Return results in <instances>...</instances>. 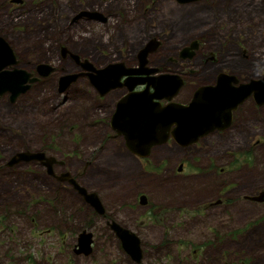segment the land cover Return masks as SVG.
Here are the masks:
<instances>
[{
  "label": "rangeland",
  "instance_id": "obj_1",
  "mask_svg": "<svg viewBox=\"0 0 264 264\" xmlns=\"http://www.w3.org/2000/svg\"><path fill=\"white\" fill-rule=\"evenodd\" d=\"M73 7L110 16L72 23ZM0 35L18 52V67L38 77L16 101L0 96V264H122L110 216L140 235L145 261L160 246L156 264H264V203L247 198L264 189V105L245 103L234 128L189 151L169 142L139 158L121 139L105 137L119 93L99 99L81 66L59 52L65 43L95 68L133 66L156 37L161 46L148 51L150 66L193 72L175 97L187 102L219 71L245 80L264 73V0H0ZM192 39L202 43L199 54L177 57ZM48 61L53 73L36 72ZM69 74L77 81L60 92L58 81ZM24 151L53 157V175L34 159L8 165ZM64 170L98 195L106 217L56 178ZM140 194L150 207L135 201ZM83 229L94 236L92 259L72 252Z\"/></svg>",
  "mask_w": 264,
  "mask_h": 264
},
{
  "label": "water",
  "instance_id": "obj_2",
  "mask_svg": "<svg viewBox=\"0 0 264 264\" xmlns=\"http://www.w3.org/2000/svg\"><path fill=\"white\" fill-rule=\"evenodd\" d=\"M177 1L179 3H187L193 0ZM92 11L95 10L87 12L89 13ZM99 13L100 12L95 11L90 14L96 17L101 14ZM150 40H152L150 42L151 47L148 46V44L144 45V47L140 48L136 54L139 66L144 65L146 62L144 58L146 57L148 51L154 49L158 44V41L154 39ZM194 42L195 40H193L191 45H193ZM62 53L64 54L63 51ZM72 57L81 65L83 69L88 71L87 73L78 74H87L90 83H92L96 88H99L101 94L110 88L121 86L122 84L118 83V81L123 75L140 72L139 67L129 68L122 62H110L106 64L104 68H95L92 63L87 61V59L80 61V57L78 55H72ZM15 61L16 60L13 55L6 61L4 66H8L10 63H14ZM51 69V66L45 65L44 63H40L36 67V70H38V72L42 75L49 73ZM147 70L149 72L154 71L152 69ZM12 71L15 72V69ZM8 73L9 75L1 76V80H11L15 78V76L11 75V72ZM19 74H21L20 71ZM22 75L26 76L22 77L24 81L29 77V74L26 72ZM77 77V74L61 76L59 79V91L61 92L65 86L75 81ZM127 78L129 79V77ZM150 79L151 80L147 82L148 84L146 85V90H148L147 88L151 86L154 92H131L125 96L123 100L117 103V112H120L119 128L124 130L128 140L125 145L131 152L140 157L148 156L149 149L152 145L164 142L168 136L167 129L172 125L174 126L172 129V136L179 142L180 145H189L196 143L200 136L214 130L227 128L231 123L232 111L236 109L237 106L250 94L253 96L256 104H264V75L259 79H251L249 82L239 85V87H234L230 84L231 81H236L233 75L218 73L216 83L214 85L199 86L188 104L169 102L164 106H159L153 101V99L155 98L160 100L164 98L166 100H171L182 86V79L176 74H161L151 77ZM129 87L132 88L134 86L131 84ZM22 88L24 89L26 87L21 86L20 91L23 90ZM14 96L15 95H12V98ZM141 112L142 114L143 112L147 113L146 115H140ZM127 113L129 114V118L124 119L127 116ZM150 137H156L157 141L150 140L146 142V138L149 139ZM32 159L47 166L48 174H53L54 158H47L44 153L40 152H18L12 156L8 165L11 166L19 161H30ZM181 168L182 167L179 166L178 171H180ZM56 178L62 181H67L86 201L94 206L95 209L98 211L102 210L101 201L98 195L93 191H88L86 188L77 183L76 180L70 176L69 172L60 173L59 175H56ZM145 198L146 197L142 195L140 197V202L144 203L146 200ZM247 198L258 202H264V189L255 195L248 196ZM118 232H120L119 234L122 233L129 235V238L135 241L128 231L119 229ZM83 236L79 238V240H81L80 245L83 251L87 253L90 240L88 235ZM134 247L137 249L136 245L134 246L132 244H128L127 250L135 255L136 250ZM138 257L139 252L136 254L137 260Z\"/></svg>",
  "mask_w": 264,
  "mask_h": 264
},
{
  "label": "flooded vegetation",
  "instance_id": "obj_3",
  "mask_svg": "<svg viewBox=\"0 0 264 264\" xmlns=\"http://www.w3.org/2000/svg\"><path fill=\"white\" fill-rule=\"evenodd\" d=\"M13 1V0H12ZM18 3L20 4L21 3V0L20 1H18ZM72 6V5H71ZM70 6V7H71ZM72 13H74V15H73V17H72V19H71V22L73 23H75V22H78L79 20H81L82 18L81 17H83L82 16V13H84V12H86L87 10L89 11V10H96V9H87V8H83V9H81V10H78V9H76L75 7H73L72 9ZM98 11V10H97ZM44 12V11H43ZM42 12V13H43ZM92 12H95V11H92ZM103 16V18H105L104 20L102 19V21H99V22H102V23H105L106 22V20L109 18V14H107V15H105V13L104 12H101V11H99ZM86 16H85V18L84 19H86V17L88 16V15H90V14H88V13H84ZM45 16H50V14H46L45 13ZM80 18V19H79ZM95 20V19H94ZM49 25V23H47V26ZM1 36V35H0ZM3 37V36H2ZM6 37V36H5ZM4 37V38H5ZM151 39H154V40H156V41H158V44H157V46L154 48L155 50H157L160 46H161V42H159V39H157L156 37H152ZM6 41H7V43L9 44V46H10V48L12 49V51H13V53H14V57H15V62L14 63H10L8 66L6 65L4 68H1L0 69V75L1 74H5L6 72L8 73V72H11V73H13V71L12 70H14L15 69V74L17 75L16 77H18V81H19V83H21V86H27L28 87V89H29V87H30V85H31V83L32 82H36L37 80H38V77L35 75L36 73H34V71H32V70H23L22 68H19L18 67V60H17V51H16V49H15V47H14V45L10 42V40H7V39H5ZM193 40H195V42H194V46L193 45H191V43L193 42ZM152 40H150L149 39V41L148 42H146L144 45H147L148 44V46H150L151 45V42ZM144 45H143V47H144ZM69 47L70 46H68L67 44H65V43H63V45H59V52L61 53V56H62V58H65V57H67V56H69V57H71V58H73L72 57V55H78V53H76V52H73L71 49H69ZM151 47V46H150ZM185 48V49H184ZM184 48H182L181 50H179L178 51V53H177V57H179L180 59H183V58H187V59H193L195 56H197L198 54H199V52H200V49L202 48V43H201V41L200 40H198V39H192L190 42H189V44L187 45V46H185ZM152 49V48H151ZM62 51L64 52V54L62 53ZM154 51V50H153ZM151 52V51H150ZM149 52V53H150ZM181 52H182V54H181ZM149 53H147V55H146V57L144 58L145 60H146V62L144 63V65L143 66H139V62H138V57H137V55H136V64L135 65H133V66H129V65H127L125 62H123L122 61V63L123 64H125V66L126 67H132V68H138L139 67V69H140V72H138V73H132V74H129V75H123L120 79H119V81H118V83H120V84H122L121 86H118V87H115V88H110V89H108V90H106L105 92H103V94H101V91L99 90V88H96L94 85V90H95V94H97L98 95V97H99V99H101L102 97H106L107 95H109V94H111V93H113V92H118L119 94H117V97L113 100L114 101V104H113V108H112V110H111V112L109 113V122L106 124L107 125V128L109 129L108 130V132H107V134L105 135V137L106 138H109V141H117V140H119V139H121V141H122V143L123 144H125V143H127V135L124 133V130L122 129H120L119 128V125H120V120H119V113L117 112V103L118 102H120L121 100H123V98L125 97V96H127L128 94H130L131 92H133V93H137V92H140V91H148L149 93H152V92H154V90H153V88L151 87V86H149L147 89L148 90H146V85L148 84L147 82H149L151 79V77H155V76H158V75H161V74H176V75H178L181 79H182V81H183V84H182V86L180 87V89H179V91L187 84V78H186V74L187 73H193V72H191V70L189 71V69L188 68H186V67H183L181 70H179V71H172V72H162V70L160 69V68H158L157 66H150V62H149V60H148V54ZM79 56V55H78ZM80 57V60H84V58H82L81 56H79ZM211 58H213L214 59V57H211ZM113 62H116V61H113ZM51 62H46V63H44L45 65H49V66H51L52 67V69H51V71L49 72V73H53L54 72V66H52L51 64H50ZM112 63V62H111ZM38 64H40V63H38ZM79 64V63H78ZM80 65V64H79ZM183 65V64H182ZM81 66V65H80ZM37 67V66H36ZM82 68V67H81ZM83 69V68H82ZM147 69H152V70H154V71H152V72H149ZM9 70H11V71H9ZM84 71L83 72H79V73H87L88 71L87 70H85V69H83ZM146 70H147V72H146ZM2 71V72H1ZM19 71L21 72V74H19ZM25 72L26 73H28L29 74V77L27 78V79H25V81H24V79H22V77H26V76H24V75H22V74H25ZM36 72H38V70H36ZM218 73H225V74H227V75H233L234 76V78L236 79V81H231V85L232 86H234V87H239V85H241V84H244V83H247V82H249V80H251V79H259V78H261L263 75H264V73L260 76V77H258V78H250V79H248V80H245V79H240V78H238V77H236L233 73H230V72H227V71H219ZM218 73H217V75H218ZM9 74V73H8ZM46 76L48 75V74H45ZM45 75H42V76H45ZM82 76H86L87 78H88V76H87V74H81ZM217 75H216V77H215V79H214V82L212 83V84H209V85H214L215 83H216V78H217ZM127 77H129V79L127 78ZM127 79V80H126ZM144 79H146V80H144ZM89 80V79H88ZM125 80H126V82H125ZM31 81V82H30ZM75 81H77V80H75ZM74 81V82H75ZM131 84H133V86L134 87H132V88H130L129 87V85H131ZM150 85V84H149ZM199 86H201V85H199ZM58 87H59V81H58ZM198 88V87H197ZM197 88H195L192 92H191V96H190V99L187 101V102H182V101H176L175 99V97H176V95L179 93V91L177 92V94L171 99V100H166V99H164V98H162V99H160V100H157V99H153V101L154 102H156L159 106H164V105H166V104H168L169 102H178V103H182V104H188L189 102H190V100L192 99V97H193V95H194V93H195V91L197 90ZM244 88V87H243ZM21 89V88H20ZM27 89V90H28ZM26 90V91H27ZM0 92H1V94H0V96H2V95H8V99L10 98L9 97V93H7V90L6 89H2V90H0ZM21 95V94H20ZM19 94L15 97V99L17 100V97L18 96H20ZM15 100V101H16ZM11 101V100H10ZM159 103H158V102ZM249 101H252L253 103H255L256 104V102H255V100H254V98H253V96L250 94L249 96H247L244 100H243V102L242 103H240L238 106H237V108L236 109H234L233 111H232V113H231V123H230V125L227 127V128H225V129H222V130H214V131H212V132H209V133H207V134H205V135H203V136H200L199 138H198V141L196 142V143H192V144H189V145H180L179 144V142L172 136V129L174 128V126L172 125L171 127H169L168 129H167V131H168V136H167V138H166V140L164 141V142H161V143H156V144H154V145H152L151 147H150V149H149V154H148V156H146V157H139V158H148V157H151V154H152V151H153V149L155 148V147H157V146H159V145H161V144H167V143H169V142H174L175 144H177V145H180V146H182V148H186L188 151L189 150H191V146H193L194 145V147H196L198 144H199V142H201V141H203V140H205V139H208L211 135H213V134H225L227 131H228V129H232V128H234V125H235V123L237 122V120H236V114L238 113V111L240 110V108L245 104V103H247V102H249ZM13 101H11V103H12ZM256 105H258V104H256ZM262 105H264V104H262ZM262 105H258V106H262ZM148 112V111H147ZM147 112H143V114L144 115H146V113ZM115 113H116V115H115ZM117 113H118V116H117ZM142 114V112H141V114L140 115H143ZM125 115V114H124ZM124 117V116H123ZM132 117V116H131ZM127 118H129V114L127 113V116L124 118V119H127ZM102 122V120H99V121H97V123L98 122ZM157 138L156 137H150L149 139L148 138H146V142H148V141H150V140H154V141H157L156 140ZM102 143V142H101ZM40 153H43V152H41V151H39ZM34 153V152H33ZM133 153V152H132ZM134 154V153H133ZM135 155H137V154H135ZM45 156L48 158L49 156L48 155H46L45 154ZM138 156V155H137ZM55 163V162H54ZM53 163V164H54ZM62 164V163H61ZM89 164V163H88ZM182 165L183 164H180L179 166H181L182 167ZM182 169V168H181ZM181 171V170H180ZM64 172H67L66 170H64ZM70 174V173H69ZM49 175H53V174H49ZM75 178H79V174L77 173V175L75 176ZM69 185V186H68ZM68 185H64V186H68V188H71L72 189V187H70V185L71 184H69L68 183ZM73 190V189H72ZM263 190V189H262ZM260 192V191H259ZM259 192H257V193H259ZM256 193V194H257ZM142 195H144L145 197H146V195L145 194H140V195H138V197H137V199L135 200L138 204H140V205H142V206H147V207H150L151 205H152V203H150L148 200H147V197L145 198L146 200H145V202L144 203H141L140 202V197L142 196ZM82 198V197H81ZM84 199V198H83ZM248 201H250V202H256V203H264V202H258V201H255V200H251V199H249ZM84 202L85 203H87L89 206H91L92 208H93V213L94 214H96V215H98L99 217H101V218H104V217H106V215H107V212H108V210L106 209V208H104V206H103V204H102V202H101V206H102V210L101 211H98L97 209H95V207L94 206H92L88 201H86L85 199H84ZM221 201L220 200H217L216 202H212V201H210V202H207V203H205V205L206 206H209V205H213V204H217V203H220ZM203 205H204V203H203ZM149 211L150 210H147V211H143L144 213H149ZM151 211L153 212V210L151 209ZM110 216V215H109ZM151 217V216H150ZM153 217V216H152ZM153 219H154V221H157L158 222V220H155V218L153 217ZM138 223L139 224H143V223H145L143 220H141V221H138ZM106 226H107V228L109 229V231H110V233H112L114 236H116V239H117V246H118V248H120L121 249V251L124 253V257L126 258L125 260H122V264H156V260L157 259H159L158 258V254L160 253V251H161V247L159 246V247H155V248H152V253H151V256L153 257V259L151 260V261H145V251H144V249L142 248V241H141V239H140V235H138L137 234V232L132 228L131 229V225L128 223L127 225L126 224H124V223H122L121 221H119L117 218L115 219V218H112L111 216H110V218L109 219H107L106 220ZM126 230V231H128L132 236L131 237H133L134 239H135V241H133L132 239H130L129 237V235H125V234H119L120 232H118V230ZM83 235H88L89 236V240H90V244H89V247L87 248V250H88V252L86 253V252H84L83 251V249L81 248V245H80V241L81 240H79V238L81 237V236H83ZM84 237V236H83ZM87 237V236H86ZM136 242V243H135ZM93 244H94V236H93V233L90 231V230H88V229H83V230H81L78 234H77V237H76V242H75V244L73 245V247H72V252H73V254L74 255H76V256H78V257H87L88 259H92V256H93ZM128 244H132V245H136V247H137V249L135 248V252H136V254H137V252H139V257H138V260L136 259V254L134 255L133 253H131V252H129L128 250H127V247H128ZM138 250V251H137ZM155 254V255H154Z\"/></svg>",
  "mask_w": 264,
  "mask_h": 264
},
{
  "label": "bare ground",
  "instance_id": "obj_4",
  "mask_svg": "<svg viewBox=\"0 0 264 264\" xmlns=\"http://www.w3.org/2000/svg\"><path fill=\"white\" fill-rule=\"evenodd\" d=\"M15 1L18 2L20 0H15ZM84 13H88V12L86 11ZM84 13H82L83 17H81V18H85L86 15ZM90 13H92V12H89L88 14H90ZM102 16L103 15L100 14V15H97L95 17V16L90 14V15H88L86 17V19H89V20H94L95 19L97 21H102V19L103 20L105 19ZM7 54H9V55H7ZM13 55H14V53H13L12 49L10 48L9 44L7 43V41L5 40V38L0 36V69L5 67L4 65H5L6 61L9 58H11ZM8 56H10V57H8ZM3 75H9V74L6 72L5 74L3 73V74L0 75V90L6 89L7 93H9V97H10L9 99L11 101H14L15 97L18 94L20 95V94L24 93L28 89L27 86H23V87H26V88H24V89L22 88L23 90L20 91L21 90L20 89L21 88V83H19L18 77H16L17 75L14 72L11 75L15 76V78L11 79V80H1V76H3ZM0 94H1V92H0ZM12 95H15V96L12 98Z\"/></svg>",
  "mask_w": 264,
  "mask_h": 264
}]
</instances>
